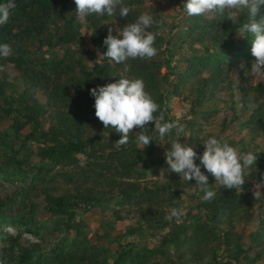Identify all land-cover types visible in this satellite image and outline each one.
Returning a JSON list of instances; mask_svg holds the SVG:
<instances>
[{
	"label": "rangeland",
	"instance_id": "1",
	"mask_svg": "<svg viewBox=\"0 0 264 264\" xmlns=\"http://www.w3.org/2000/svg\"><path fill=\"white\" fill-rule=\"evenodd\" d=\"M128 1H135L129 7L137 15L141 10L158 19L157 32L163 38L159 47L162 54L158 56L167 61L162 63L160 74L167 76L174 85L172 89L175 87L174 91L171 89L166 94L164 122L179 120L185 125L188 137L182 136L180 141L193 146L198 157L205 150L204 140L215 136L221 143L226 142L241 153H254L257 156L256 165L248 170L250 174L245 176L246 183L239 191L216 184L215 177L201 166V171L208 176L210 189L215 192L210 201H231L220 209L218 230L213 229L201 215L203 210L200 211L199 205L204 201L202 197L205 193L195 185V180H181L179 174L168 171L160 177L161 169H168L164 153L175 138V130L161 141L153 124V158L156 164L146 168L138 164L133 173L122 175L112 159L114 155L111 156L120 150L116 144L118 133L112 128L107 130L95 116V100L90 95L92 88L101 86L100 77L93 72L94 65H98L99 69L113 68L116 63L99 58L98 51L104 53L107 49L96 48L89 43L92 26L87 19H77L74 0H69L65 8L57 9V14L51 16L42 35L21 39L15 43L17 52L13 56L0 58V81L8 84L6 94L13 95L16 90L25 88L20 80V65L43 78L49 77L50 83L55 63L73 62V72L68 76L75 87L86 94L81 99V108L87 113V122L91 126L88 136L96 143L95 158L88 155L90 149H87L86 153L76 156L83 171L72 164L60 162L45 165L39 172L43 162L39 161L38 148L46 147L51 141L48 136L35 134L25 141L24 148L18 149L16 143V157L24 158L23 163L21 166L10 165V174H5L2 170L9 166L5 157L12 152L0 144V168H3L0 170V202L3 204L0 212V264H8L5 249L11 236L19 237L20 248L34 250L33 257L20 264H88V258L98 264H109V261L113 263L121 248L130 247L132 257H136L140 250L152 251V264H201L193 257L194 247H197V252L200 251L199 256L204 261L208 258L207 264H264V198L256 200L253 197L254 185L264 178V125H259L252 117L264 101V91L262 94L259 92L264 88V78H254L250 73L255 59L251 54L252 44L246 58L235 59L229 54L215 66L214 60L222 59L224 49L212 45L211 35L218 32L207 23L219 15L207 13L198 16L203 20L201 25H208V31L212 33L201 35L198 40L199 34L192 33L193 16L189 17L183 10L186 0ZM15 3L10 19L23 18L31 0H15ZM238 12L239 22L230 20L231 30L227 33L237 40V28L247 18V10L240 9ZM119 17L118 13L106 19L99 17V29L119 28ZM122 18L127 24L132 22L129 16ZM16 31L14 29L13 32ZM62 32L73 36L72 46L67 48L58 44V36ZM223 40L231 41L229 38ZM59 72L62 73V68ZM67 85L70 91H74L70 83ZM244 92L246 103L241 99ZM33 94L34 98L45 103L42 88H37ZM54 122L49 110L41 118L44 131ZM12 125L11 119L0 115V133L12 135ZM28 131L25 127L20 132L21 139ZM137 131L140 129L130 133L129 140L141 152L143 146L138 145L135 138ZM109 144L112 148L108 147ZM195 162L200 165L199 158ZM95 163L97 166L93 165ZM16 169L21 172L16 173ZM61 175H70V181L64 182ZM51 176L53 183L48 186H56L58 191L86 182V185L96 186V190L104 194L99 203L80 204L70 219L66 215H53L45 209V194L42 192L47 185L45 181ZM129 184L139 185L135 196H145L144 202L139 203L144 214L137 212L139 207L134 205V199H118L119 188ZM109 191L113 193L112 197L106 195ZM260 191L264 193V187ZM173 207L184 209L179 220L165 218ZM146 214L148 217H142ZM177 234L178 239L171 241ZM164 239L167 241L162 244ZM20 248L15 249L16 256ZM155 251H159L158 254L155 255ZM236 254L237 259L233 257ZM127 261L126 264H129Z\"/></svg>",
	"mask_w": 264,
	"mask_h": 264
},
{
	"label": "trees",
	"instance_id": "2",
	"mask_svg": "<svg viewBox=\"0 0 264 264\" xmlns=\"http://www.w3.org/2000/svg\"><path fill=\"white\" fill-rule=\"evenodd\" d=\"M67 1L69 0H31L30 7L23 18H11L6 25L0 26V43L10 44L12 48L11 56H13L15 52H17L15 43L17 44L21 39L29 36L42 35V33L47 30L48 21L51 20V16L57 14V9L65 8ZM136 1L139 3L142 2L141 0ZM133 3H135V1L126 0L125 5L130 6ZM142 12L143 11L139 10L137 15L136 12L134 13L131 10L129 13V19L134 22ZM259 16H264V8L261 9ZM101 18L106 19L108 16H101ZM153 18L157 23H155L147 31L156 33L154 47L157 49V55L150 60H142L140 58L129 59L127 63L130 65V70L124 75L143 79L146 86V91L159 105L158 111L154 114L159 116L161 113L164 114L165 112L164 108L166 104V94L172 89L174 85L167 78V76H162L160 74V68L163 65L162 63H166L167 61H162V59H160L158 56L159 54H162V51H159V47L163 43V38L159 36L157 32L159 28L158 19L154 16ZM86 19L92 26V33L88 38L89 43L96 48L107 49L103 44V41L108 35V30L105 29L103 31L99 29L98 25L100 18L98 16L90 15ZM193 19L192 33H196L197 35L199 34L198 40L200 39L201 35L212 34L210 31H208L210 30L208 29V25H201V22L203 21L202 18L193 16ZM117 23L120 29L127 25L122 17L118 18ZM230 23L231 21L229 19L226 17L221 18L220 16L207 23L212 30H217L216 32H218L214 33L213 36L211 35L212 45L219 47V49H224L222 59L214 60V63H216L215 66H218L220 62L229 54H232L236 59L239 57L246 58L250 52L251 40L249 36L246 38H239L237 40L233 38V35L231 36V34H227L228 31L231 30ZM220 25L221 28L218 29ZM14 29H17V31L13 32ZM67 32L69 33V28ZM68 33L62 32L58 36V44L65 45L67 48L72 46L74 42L73 36H70ZM113 34L115 35L116 33L113 32ZM223 38H229L231 41H224ZM65 54H68V52ZM1 65L2 64H0V66ZM73 66V62H66L63 64L58 62L55 63L54 67L52 68L54 76L52 81L49 83V77L43 78L38 74L32 73L27 68H21L22 66L20 65V80L24 84L25 88L22 91L16 90L13 95L6 94V86H8V84L4 80L0 81V101L2 102V105L0 104V115L13 121V125L11 126L13 133L12 135L0 133V144L7 147L9 152H12V155L5 157V160H8V168H0V170L3 169L2 171L5 174H10L8 172L9 167H11L10 165L15 164L16 166H21L23 163L24 158L18 159V157H16L18 153V150L16 151V143L19 145L18 149L24 148L25 141L34 137L35 134H39L43 137L48 136L51 141V144H48L46 147L38 148L37 155L39 157V161L43 162L42 167L39 168V172L45 168V165L49 166L53 164H59L60 162H65L70 165L72 164L76 169L83 171L84 168L78 166V160L76 159V156L86 153L87 149H90L88 155L95 158V153L97 150L96 143L93 138L88 136L87 132L91 126L87 122V113L81 108V99L85 98L86 94L85 92L79 91V88L75 87L74 81L73 83L71 82L72 78L68 76V73L73 72ZM61 68L62 73L59 72ZM122 69V64H114L113 68L107 66L101 69H99L98 65H94L93 72L95 75L100 77V85L102 86L106 83L116 82V80L120 78L118 75L122 73ZM44 79H46V81ZM43 81H45L44 84L41 83ZM67 83L72 85V89H74V91H70V87L67 85ZM215 84L217 83H213L214 86ZM37 88H42L44 90L46 96L45 103H41L39 100L34 98L33 93ZM174 88L172 91H174ZM241 90L243 91V89ZM262 91H264V88L262 90L260 89L259 92L262 94ZM246 97L247 95H245L244 92L241 99H243L245 103ZM48 110L50 111L51 117L54 118L55 122L47 131H44L42 128L41 118L47 113ZM252 117L257 119L259 125H264V101L258 105ZM153 124L154 122L149 123L146 128V132L148 135L154 137L152 131ZM25 127H28L29 131L21 139L19 134ZM109 129L110 128L107 130ZM120 138L121 135L118 133L117 139L119 140ZM108 147L112 148L110 144ZM153 150V141H151L148 146H145L140 152V150L134 147V144H132L131 140H129L127 144L120 146V150L115 151L116 154L112 153L111 156L114 155L112 159L120 168L122 175H130L133 173V171H135V168L138 164H142L144 168H146L148 165L154 166L156 164V160L153 158ZM93 165L97 166L96 163ZM15 172L19 173L21 170L16 169ZM69 176L70 175H61L64 182L70 181ZM45 182L47 185H44L42 188V192L45 194V209L53 215H66L69 219L74 216V209L80 204L86 203L94 205L99 203L101 201V195L104 194L102 192H98L96 190V186L86 185V182L61 191H58L59 188L56 186L52 188L48 186V184L50 185L53 183L52 176ZM138 191V184H129L126 187L124 186L119 188L117 196H119L118 199L120 200L124 199L128 201L134 199V205L139 207L137 212L144 214L139 203L144 202L143 200L145 196H135ZM106 195L112 197L113 193L109 191L106 193ZM229 202H231L229 199L224 200V202H220L218 199L212 201H202L200 203V211L203 210L201 215L213 229H219L217 221L221 216L220 209L225 207ZM2 206L3 204L0 202V212L2 210ZM142 217L146 218L148 215H142ZM120 218V216L117 217V219ZM178 237L179 235L177 234L171 241L177 240ZM9 241V246L5 249L8 257V264L25 263L33 257L34 250L29 251L27 249L20 248L19 237L11 236L9 237ZM166 241L167 240L164 239L162 244H164ZM19 248L20 252L16 256L14 251L15 249ZM194 248H192L193 257L201 264H205L204 259L199 256L200 251L197 252V247ZM121 249V252L118 253L112 264H126L128 262L127 260H129V264H152L150 261V255L152 254V251L150 250H140L139 253L136 254V257H132L131 247ZM240 251L243 250L240 249ZM155 252L154 253L156 255L159 251ZM238 254L234 255L233 257L237 259ZM88 259V264H98L90 258ZM60 264L62 263L60 262ZM215 264L230 263L217 262Z\"/></svg>",
	"mask_w": 264,
	"mask_h": 264
},
{
	"label": "clouds",
	"instance_id": "3",
	"mask_svg": "<svg viewBox=\"0 0 264 264\" xmlns=\"http://www.w3.org/2000/svg\"><path fill=\"white\" fill-rule=\"evenodd\" d=\"M74 3L76 17L80 21H84L90 15L113 17L117 15V11L120 17L126 18L131 11V8L124 4V0H74ZM15 8V0H4L0 3V26L9 22ZM262 8L264 0H186L183 4V10L189 17L215 13L233 23L239 22L238 10H247V18L239 23L237 36L238 38L251 36V54L255 59L250 73L254 78H264V16L258 19ZM155 23L157 22L151 14L142 12L134 22L128 23L122 29L108 28V35L103 41L107 51L104 53L98 51L99 58L104 57L116 64H122L123 69L116 82L90 90V95L95 100V116L106 129L112 128L121 135L116 142L119 146L129 142V135L136 128L140 129L135 133L136 143L143 148L148 146L155 140L146 132L150 122H154V131L158 133L161 141L175 130V138L164 153L168 169H161L160 177L165 176V171H168L179 174L181 180H195V185L205 193L202 197L204 201L214 198L215 192L210 189L208 176L201 171V166L215 177L216 184L225 189L239 191L246 183L245 176L250 174L248 170L256 165L257 156L252 152L241 153L236 147L226 142L221 143L215 136H210L204 140L205 150L202 156L198 157L193 146L180 141V137H188L185 135V125L179 120L164 122L163 113L159 116L154 115L159 105L146 91L143 79L124 75L130 70L127 63L129 59L150 60L157 55V49L154 47L156 33L147 31ZM11 53L10 44L0 43V58L7 59ZM197 158L200 165L195 162ZM262 187L264 178L254 185L253 197L256 200L264 198V193L260 191ZM183 214V208L173 207L165 218L179 220ZM207 259L206 257L205 264ZM109 264L112 262L109 261Z\"/></svg>",
	"mask_w": 264,
	"mask_h": 264
}]
</instances>
